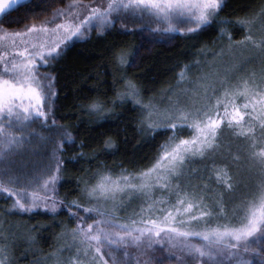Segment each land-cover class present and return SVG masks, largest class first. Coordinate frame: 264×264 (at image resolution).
Here are the masks:
<instances>
[{
	"label": "snow or ice",
	"instance_id": "obj_1",
	"mask_svg": "<svg viewBox=\"0 0 264 264\" xmlns=\"http://www.w3.org/2000/svg\"><path fill=\"white\" fill-rule=\"evenodd\" d=\"M31 3L0 0V197L11 200V213H67L74 227L62 228L58 239L64 243L50 254L53 264H264V9L233 23L220 17L225 0H68L44 19L32 14L31 23L16 19L9 23L20 27H3L12 12H31ZM118 21L129 34L139 30L189 38L216 25L226 48L214 51L213 61L237 52L241 58L233 60L231 75H220L209 62L195 80H189V66L184 65L177 89H169L173 94L160 108L145 103L138 83L125 74L139 50L114 51L115 95L110 102L92 99L88 112L103 119V113L131 101L141 112V131L154 137L162 130L166 139L147 166L118 174L97 166L77 177L76 198H62L58 187L65 165L79 162L84 152L67 161L63 156L76 140L52 116L56 77L49 69L74 42L87 41L93 31L103 35ZM230 24L244 33L241 39H233ZM200 52L206 56V49ZM253 60L261 65L259 74H236ZM37 123L40 131L33 127ZM225 131L243 146L250 168L260 177L254 187L239 185L238 196L229 164L215 161L225 151ZM34 139L40 144L33 145ZM37 147L48 150L30 170L13 171L5 163L30 149L36 154ZM112 147L111 138L104 141L105 150ZM226 151L233 161L240 159L230 145ZM209 159L208 179L214 176L218 186L211 194L208 184L198 187L189 176L190 166L199 160L209 168L204 163ZM132 198L141 200L139 210L122 220L118 212ZM28 240L34 243L35 237ZM6 253L7 244L0 240V264H5Z\"/></svg>",
	"mask_w": 264,
	"mask_h": 264
},
{
	"label": "trees",
	"instance_id": "obj_2",
	"mask_svg": "<svg viewBox=\"0 0 264 264\" xmlns=\"http://www.w3.org/2000/svg\"><path fill=\"white\" fill-rule=\"evenodd\" d=\"M232 1L230 0L229 4ZM67 2L68 0L47 2L32 0L31 12L26 8L12 12L3 20V27L13 30L21 26L9 23V20L20 19L31 23L32 14H36L37 19H44L51 13L52 8L63 7ZM250 2L242 8H248ZM229 4L226 5V9L230 8L229 12L233 16L236 11ZM240 33L241 30L236 29L233 32L234 35ZM218 36L219 28L215 25L192 38L179 34L161 35L139 30L129 34L113 28L103 35L94 34L87 41L73 44L60 62L54 64L51 69L56 77L54 118L59 125L73 131L76 140L75 147L71 149L66 147L64 157L67 161L72 156H78L81 151L84 152V157L79 159V162L66 163V168L73 172L84 171L88 169L90 160L94 159L104 161L112 158L115 162H123L132 158L136 150L147 145H157L164 138V135H156L152 139L142 136L137 125L140 113L131 103L116 107L113 115L105 120H96L84 113V108L92 99L104 98L103 95L107 92L112 94V80L109 75L113 70L112 53L117 50L115 47L117 39H134L135 50H139L134 65L128 67L127 72L131 76H140L146 87L159 89L168 84L184 65L192 66L196 54L200 60L202 48L210 51L214 49L213 44L218 40ZM106 80L108 82L104 84ZM108 138L114 141V147L105 150L104 141ZM81 143L84 145L83 149L80 147ZM91 164L95 166L98 163ZM210 165L209 168H204L196 163L197 179L192 180H198L200 185L212 184L213 178L208 179ZM201 175L204 176L203 181L200 180ZM61 190L68 197L67 195L75 192V187L65 181Z\"/></svg>",
	"mask_w": 264,
	"mask_h": 264
},
{
	"label": "rangeland",
	"instance_id": "obj_3",
	"mask_svg": "<svg viewBox=\"0 0 264 264\" xmlns=\"http://www.w3.org/2000/svg\"><path fill=\"white\" fill-rule=\"evenodd\" d=\"M92 2L95 3L96 0H93ZM229 2L230 0H225V5L229 4ZM248 2H250V0H233L229 4V6L236 11L235 15L232 16V14H230L229 12L230 10L229 6H228L229 10L226 9L225 6L224 10L220 13V17L222 19H227L234 23L238 19L251 18L254 14L260 13L261 10L264 9V0H253L252 2H250L248 8L243 9L242 8L243 5H245ZM129 26L131 27V24H129ZM114 28H118L122 32L127 33L123 28H121L119 21L117 22ZM227 28L228 31L232 34L234 40H239L244 35L242 31L240 34L234 35L233 34L234 30L235 29L240 30V28L233 27L232 24L228 25ZM94 34L99 35L95 31H93L90 34V37H92ZM169 34H173V33H169ZM75 43H79V42H74L73 44ZM73 44L70 45V47L73 46ZM115 44L117 50L123 49V50H127L130 53L134 52L136 46L135 40L130 38L117 39L115 41ZM213 45L215 48L212 49L211 51L206 50V56L204 54L200 55L199 65L195 63L198 60V55L197 54L195 55L196 58L194 64L189 67V71L187 73L189 80H195L197 75H199L202 70L207 71L209 62L215 64V71H217L220 75H226V74L231 75L233 73L234 70L232 69V62L234 59H240L241 53L237 52L235 56L225 55L223 57H218L215 61H213L212 53L214 51H218L222 47L226 48V40H221L220 37L218 36V40H216ZM243 55H247V52L245 51ZM51 69L49 70L51 71ZM127 70L128 67L125 68V74L129 78L134 79L138 83L141 90V97L145 103L152 101L158 107L163 108L167 103V97L173 94L169 92V89H177V77L180 70L175 73L174 78H172L168 84H166L164 87L163 86L160 87L159 89H151L146 87L144 81L140 76H131L129 72H127ZM260 71H261V65L259 64L258 60H253L250 63L244 65L242 72L236 74L241 75V74H249L252 72H256L257 74H259ZM112 72L113 70L110 71L111 74L109 75L110 80H113ZM107 82H108L107 80L104 81V84H107ZM114 95L115 92L112 89V94L111 93L108 94L107 92L106 95L105 94L103 95L104 98L101 99L110 102V99L114 97ZM108 96H110V98H108ZM54 99L55 97H53V102ZM53 102H52V116L54 118ZM126 103H131V101H128ZM136 109L139 111L138 106H136ZM113 112L103 113L102 116L106 118L102 119L101 115L90 114L88 112L87 106L84 108V113H87L88 116L96 120L97 119L105 120L109 118L111 115H113ZM139 113L140 115L137 125L138 128L140 129L142 136L146 139H152L156 135L159 136L164 135L163 140L160 142L162 143L166 139V135L163 133L162 130L158 131L154 137L151 135H147L141 131V124H140L141 112L139 111ZM33 127H35L38 131H40L39 123L33 125ZM44 134L47 135V133ZM221 140L223 142L225 151L223 153H218L215 156V161L217 164H221L225 162L229 164V169L232 175L234 176V178L236 179V181L238 182L237 192L235 193V195L238 196L242 191V188L239 187V185L247 183L250 186L254 187L255 184L259 181L260 177L254 168H250V162L246 158V154L243 151V146L239 143V141H237L236 138L230 135L229 131H225L222 134ZM32 144L39 145L40 141L38 139H34L32 141ZM157 145L144 146L141 149L136 150L132 158L123 162H118V161L115 162L112 158H107L104 161H96L95 159L90 160L89 162L90 165L87 166L88 169H85L84 171H74V172L69 171L65 166L63 180L61 181V184L58 187L59 196L62 198L66 197L65 196L66 193L63 194L61 189H62V184L65 181H68L69 183H72L74 185L75 192L73 194L67 195L68 197L66 198L67 199L76 198L79 192V189L77 188V177L86 175L94 171L97 166H107L109 169L112 170L114 174H118L121 171V169H127L128 171H137L147 166L149 164V161L154 157L156 153ZM229 145L232 148V155L238 154L240 156L239 160L233 161L231 159L228 152L226 151ZM47 150L48 149H44L42 147H37L35 149L36 154H33L32 150L30 149L28 151H25L23 154H17L15 156L10 157L9 160L6 161L5 163L10 164L13 171H28L33 167L34 164L40 163L44 159ZM63 156H64V152H63ZM94 162L98 164L93 166L91 163ZM197 163L203 166V163H201L199 160L197 161ZM204 163L210 165L212 161L211 159H209ZM191 167H195V164L190 166L189 168V176H190L191 184L197 185L198 187H202L203 184L200 185V182H198V180L196 181L192 180L193 178L194 179L197 178L195 176L196 174L191 173L190 171ZM212 178H213L211 180L212 184H209V194H211L212 189L218 188V186L215 183V177L212 176ZM180 182H181V186L183 187L184 186L183 177L181 178ZM225 198L227 199L228 197L226 196ZM140 203L141 200L138 198H132L130 201L126 200L124 202V206L119 210L118 215L122 220L128 216H131L133 211L139 210ZM10 204H11L10 199L6 200L3 197H0V240H4V242L7 244V253H6L7 260L5 264H53L52 260L50 259V254L54 251V249L57 247L58 244L62 245L64 243L63 240L58 239L60 237L62 228L65 225L68 228L74 227V224L69 221L67 213L63 210H61L58 214L55 215L44 214L43 212L11 213L9 211ZM36 228L39 229V232L33 231V229ZM29 236L35 237L34 243L29 242L28 240ZM0 258H3L2 254H0Z\"/></svg>",
	"mask_w": 264,
	"mask_h": 264
}]
</instances>
